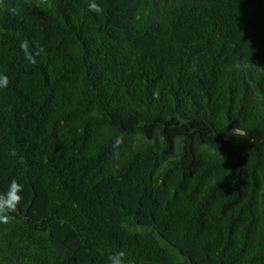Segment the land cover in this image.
<instances>
[{
  "label": "trees",
  "instance_id": "1",
  "mask_svg": "<svg viewBox=\"0 0 264 264\" xmlns=\"http://www.w3.org/2000/svg\"><path fill=\"white\" fill-rule=\"evenodd\" d=\"M98 2L0 0V264H264V0Z\"/></svg>",
  "mask_w": 264,
  "mask_h": 264
},
{
  "label": "clouds",
  "instance_id": "2",
  "mask_svg": "<svg viewBox=\"0 0 264 264\" xmlns=\"http://www.w3.org/2000/svg\"><path fill=\"white\" fill-rule=\"evenodd\" d=\"M87 5L89 11L95 12L98 15L103 14V7L98 2V0H87ZM12 15H18V11L13 8L10 10ZM20 49L25 54V59L32 64L36 63V58L41 54L43 49H38L34 51L29 46L27 40L20 42ZM9 84V79L7 75L0 74V88H6ZM155 97H159V93H154ZM235 133L240 135L238 130L235 129ZM123 142V137H117L113 147L118 148V146ZM23 191V185L16 180H12L7 189L0 191V223L9 222V213H15L18 211V207L22 201L21 193ZM125 254L123 252H117L109 255L108 261L109 264H125L124 261Z\"/></svg>",
  "mask_w": 264,
  "mask_h": 264
},
{
  "label": "rangeland",
  "instance_id": "3",
  "mask_svg": "<svg viewBox=\"0 0 264 264\" xmlns=\"http://www.w3.org/2000/svg\"><path fill=\"white\" fill-rule=\"evenodd\" d=\"M230 138L233 140V141H236V133L235 132H232L230 134Z\"/></svg>",
  "mask_w": 264,
  "mask_h": 264
}]
</instances>
